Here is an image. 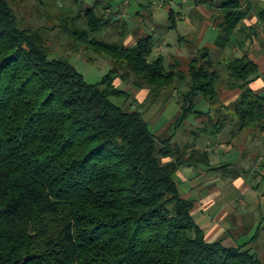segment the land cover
Wrapping results in <instances>:
<instances>
[{
  "label": "trees",
  "instance_id": "trees-1",
  "mask_svg": "<svg viewBox=\"0 0 264 264\" xmlns=\"http://www.w3.org/2000/svg\"><path fill=\"white\" fill-rule=\"evenodd\" d=\"M11 1L0 0V264H263L248 242L207 239L195 200L180 191L181 166L210 161L208 151L171 147L140 111L111 99L125 93L115 79L132 73L150 95L187 81L179 122L227 110L241 129L263 132L264 90L251 87L264 78L257 63L247 53L225 57L227 86L238 96L214 106L221 75L208 47L189 57L186 71L166 67L162 55L149 59L152 34L139 33L133 45L98 38L118 19L94 3L59 25L76 45L110 57V71L89 83L68 60L50 58L48 28L21 27ZM254 4L221 0L215 27L229 37L242 32ZM257 15L264 22V9ZM198 101L210 102L208 110Z\"/></svg>",
  "mask_w": 264,
  "mask_h": 264
},
{
  "label": "rangeland",
  "instance_id": "rangeland-1",
  "mask_svg": "<svg viewBox=\"0 0 264 264\" xmlns=\"http://www.w3.org/2000/svg\"><path fill=\"white\" fill-rule=\"evenodd\" d=\"M195 1L12 0L11 2L21 27L48 28L49 46L52 49L50 58L68 60L89 83L100 82L110 71L113 66L110 57L85 50L79 44L76 45L59 25L68 14H75L94 3L98 4L96 11L99 15L118 19L112 26L100 31L96 35L98 38L113 43L133 45L139 33L152 34L155 46L149 59L162 55L166 67L177 62L179 67L186 71L189 57L199 55L200 51L206 52L203 49L206 46L209 48L210 58L214 65H217L221 75L218 81V102L214 106H219L220 103L230 105L229 99L237 91L232 92L227 86V72L223 60L225 57L241 56L243 53L249 55V52L256 58L264 55V29L259 28L260 22L257 23L258 26H253L257 22L254 21L253 16H258V10L264 7V1L253 0L256 4L253 5L247 21L243 22L245 29L230 37L222 34L214 24L220 11L216 4L221 0H207L206 3L201 4L208 9V11L202 9L203 12L198 10ZM104 5L108 8H104ZM170 8L176 13L175 18H170L168 11ZM204 11L207 14L210 12L212 18H208ZM194 20L198 25L202 23L205 25L203 32L199 31L202 27L197 26L196 23L192 27ZM184 22L191 27L187 28ZM210 23L214 28L209 25ZM248 23L254 24L248 25ZM243 40L241 44L240 41ZM204 57L205 60L209 59L208 56ZM260 66L264 74V57L263 61L260 60ZM118 73L122 75L123 70H119ZM259 79L262 81L259 83L264 86L263 76ZM134 80L133 73L131 76L116 78L114 84L125 93L111 97L112 101L124 109L140 111L153 133L164 139L171 136V147L180 146L182 147H179L180 149L188 150V153L191 148L208 151L210 161L197 160L191 165H183L176 176L181 193L188 198L198 200L210 193H218L213 199L216 205L208 203L207 211L204 212L206 216L197 215L196 220L202 226H209L210 221L217 224L213 232L221 227L222 233L226 236L224 243L228 246L248 242L247 246L264 264V131L253 128L241 129L237 119L227 110H223L222 114L218 112V115L212 113V109V112L205 116L192 113L187 119L179 122L181 90L187 88V85H184L187 81L176 82L173 88L168 87L160 90L157 95L152 93L150 95L145 88L137 89L133 84ZM253 85L256 88L261 87L257 84ZM209 106L210 102L206 101H198L196 104L199 110H208ZM218 206L220 210L225 209L230 214L216 218L220 211H217Z\"/></svg>",
  "mask_w": 264,
  "mask_h": 264
},
{
  "label": "crops",
  "instance_id": "crops-1",
  "mask_svg": "<svg viewBox=\"0 0 264 264\" xmlns=\"http://www.w3.org/2000/svg\"><path fill=\"white\" fill-rule=\"evenodd\" d=\"M264 1V0H263ZM198 6V10H201L202 12H203V10L202 9H204L205 11L207 10L208 11V9H206V8H204L202 5H197ZM259 9H264V7L262 8H259ZM204 11V12H205ZM260 10H258V12H259ZM207 13L205 12V15H206ZM212 14L209 12L208 14H207V17L208 18H212ZM254 17V21L256 22V24L255 25H253V26H258L257 25V23L258 22H260V25H259V28H262L263 27V29H264V22H261L260 21V19H258V16H253ZM258 20H257V19ZM256 19V20H255ZM246 20V19H245ZM184 21V20H183ZM196 20H194V22H193V24H191L192 25V27H193V25H195V23H196V25L197 26H201L202 27V29L201 30H199V31H204L205 30V25L202 23V24H197V22H195ZM200 21V20H199ZM247 21V20H246ZM185 24H186V26H187V28H189V27H191L188 23H186V22H184ZM188 24V25H187ZM252 24H254V23H248V25H252ZM259 24V23H258ZM175 25V24H174ZM212 28H214L213 26H212V23H210L209 24ZM216 28V27H215ZM195 30H197V29H195ZM251 59H253L256 63H257V65H258V67H259V70H260V73L262 72L263 73V70H262V68H261V66H260V60H262L263 61V57H264V55H260L258 58H256V56H254L252 53H250L249 52V55H248ZM260 59V60H259ZM261 81V79H259V78H257L255 81H253L252 83H251V87H252V89L253 90H255L257 93H260V92H262L263 90H264V86H262V84H260L259 82ZM262 82V81H261ZM253 84H257V86H261L260 88H256L255 87V85H253ZM263 85H264V83H263ZM232 92H234V91H232ZM237 96H238V92H235L234 93V95L229 99V102L230 103H232L236 98H237ZM224 102H226V101H224ZM207 150V149H206ZM187 165V164H186ZM179 172V171H178ZM218 193H210V194H208L207 196H204V197H201V198H199L198 200H196V199H194L195 200V202H194V207H193V210H192V213H194L195 214V216L197 217V215H204V216H206V214L204 213V212H206L207 211V206H208V203L210 204V203H213V204H215L216 205V201L214 200L213 201V199H215V197L216 196H218L217 195ZM187 197V196H186ZM211 207H213V206H211ZM210 207V208H211ZM220 206H218V208H219ZM217 208V211H219L220 210V208L218 209ZM203 211V212H202ZM230 213H228L225 209H221L219 212H218V214L216 215V218H218V216H228ZM215 218V219H216ZM197 219V218H196ZM217 226V224H214L212 221H210V225L209 226H204L205 227V229H206V236H207V239H209V240H214V239H217V238H224L225 239V237L226 236H224V234L222 233L223 232V230H221V227L220 228H218V230L217 231H214L213 232V229L215 228ZM219 226H221V225H218V227ZM211 227H213V228H211ZM209 228H211V230H208ZM218 232H219V234H218ZM215 235V236H214ZM216 235H218V236H216ZM214 236V237H213Z\"/></svg>",
  "mask_w": 264,
  "mask_h": 264
}]
</instances>
